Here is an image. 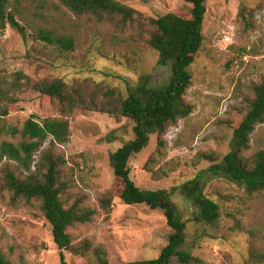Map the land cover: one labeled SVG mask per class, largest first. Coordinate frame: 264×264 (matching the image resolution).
Returning a JSON list of instances; mask_svg holds the SVG:
<instances>
[{"label":"rangeland","instance_id":"374dc122","mask_svg":"<svg viewBox=\"0 0 264 264\" xmlns=\"http://www.w3.org/2000/svg\"><path fill=\"white\" fill-rule=\"evenodd\" d=\"M137 12L122 22L117 16H77L58 0H10V11L26 34L23 38L6 24L0 36V109L8 127L21 128L31 116L65 119L70 138L54 146L65 165L62 196L65 206L78 203L96 211L93 220L68 230L71 251L65 264H95L93 251L102 248L109 264L156 259L167 244L171 229L162 212L127 206L119 199L122 184L109 165V155L131 141L133 122L121 117L120 102L127 86L141 75L149 87L166 85L170 65H162L147 44L150 20L169 13L190 12L184 0H115ZM201 48L190 66V85L183 97L191 114L150 136L148 146L129 161L130 179L141 190H167L199 178L211 163L229 152L234 128L253 97L251 87L264 82V0H206ZM38 30L73 38L72 52L61 53L33 38ZM61 79L72 94L92 98L111 114L77 109L62 114L57 101L40 95L34 84ZM164 147L157 154L158 140ZM16 144L17 137L0 142ZM47 139L35 154L38 160L49 147ZM264 151V121L255 126L247 159ZM16 174V164L9 163ZM204 194L218 205L211 224L193 220L198 210L177 191L172 197L186 222L185 247L190 264H264V193L248 194L222 179L206 180ZM102 197L111 207L103 211ZM59 250L38 202H17L0 188V253L11 264H59ZM253 254L256 258H253ZM171 264H177L175 259Z\"/></svg>","mask_w":264,"mask_h":264},{"label":"trees","instance_id":"16d2710c","mask_svg":"<svg viewBox=\"0 0 264 264\" xmlns=\"http://www.w3.org/2000/svg\"><path fill=\"white\" fill-rule=\"evenodd\" d=\"M61 5L77 16L92 14L96 16H117L122 22L132 20L138 15L133 9L115 0H58ZM191 6L187 15L169 13L150 20L152 31L147 44L157 53L162 65H170V78L166 85L159 88L149 87V76L141 75L135 86H127V95L116 110L119 115L133 122L134 138L124 143L109 155V165L115 178L122 187L120 201L127 206H144L151 211L162 212L166 225L171 229L167 244L154 260L135 261L126 264H190L194 261L190 252L185 250L186 222L183 221L172 197L179 192L195 207L193 220L197 223H213L219 216L218 205L204 194L206 180L222 179L237 185L248 194L264 193V151L256 153L252 159L244 156L249 147L250 135L255 126L264 121V82L252 85L253 97L246 104V110L240 122L234 128L230 140L229 152L217 162L214 156H203L210 166L201 171L205 181L194 178L180 186L167 190H141L130 179L129 161L140 154L149 144L150 136L162 135L167 126L191 114L192 107L184 102V95L190 85V66L194 63L203 40L202 27L206 12V0H184ZM10 0H0V36L6 24L23 38L26 34L10 11ZM33 38L57 49L59 52H72L74 40L69 36L57 35L51 31L38 30ZM33 88L42 96L55 100L61 106L60 111L70 114L77 109L111 114L107 103L98 104L92 98L85 99L81 94L67 91L61 79L41 80ZM5 108L0 109V137H17L16 144L0 142V188L7 192L12 202H38L40 210L50 225L52 241L59 252V264H65L63 251L74 250L70 228L88 224L96 211L81 207L78 203L65 206L62 196L67 184L62 180L61 168L64 158L56 154L54 146L69 141L70 130L67 120L44 118L38 122L29 117L21 128L6 126ZM50 139L49 147L42 151L38 160L34 157L44 142ZM164 147L162 139L157 143V154ZM9 163L16 164L18 176ZM99 206L108 212L111 207L109 198L102 197ZM75 251V250H74ZM95 264H109L106 252L102 248L93 251ZM253 258L256 255L253 254ZM264 261V255L260 257ZM0 264H11L0 253Z\"/></svg>","mask_w":264,"mask_h":264}]
</instances>
